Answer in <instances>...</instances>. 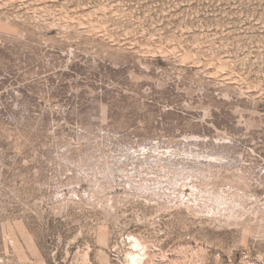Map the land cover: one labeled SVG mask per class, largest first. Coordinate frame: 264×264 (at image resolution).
<instances>
[{
	"label": "rangeland",
	"instance_id": "obj_1",
	"mask_svg": "<svg viewBox=\"0 0 264 264\" xmlns=\"http://www.w3.org/2000/svg\"><path fill=\"white\" fill-rule=\"evenodd\" d=\"M131 236L264 264V0H0V264Z\"/></svg>",
	"mask_w": 264,
	"mask_h": 264
},
{
	"label": "bare ground",
	"instance_id": "obj_2",
	"mask_svg": "<svg viewBox=\"0 0 264 264\" xmlns=\"http://www.w3.org/2000/svg\"><path fill=\"white\" fill-rule=\"evenodd\" d=\"M129 244H130V248H129V252H127L126 257H125L126 258L125 263L126 264H145L144 260L148 256V244L139 240L135 236L130 237ZM150 253L152 252L150 251ZM153 258H154V255L152 254L151 259Z\"/></svg>",
	"mask_w": 264,
	"mask_h": 264
},
{
	"label": "built area",
	"instance_id": "obj_3",
	"mask_svg": "<svg viewBox=\"0 0 264 264\" xmlns=\"http://www.w3.org/2000/svg\"><path fill=\"white\" fill-rule=\"evenodd\" d=\"M244 258H245L244 260H247V256H246V255L244 256ZM247 264H251V263L249 262V263H247Z\"/></svg>",
	"mask_w": 264,
	"mask_h": 264
}]
</instances>
